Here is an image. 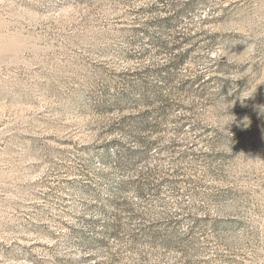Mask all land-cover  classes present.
<instances>
[{
    "label": "rangeland",
    "instance_id": "1",
    "mask_svg": "<svg viewBox=\"0 0 264 264\" xmlns=\"http://www.w3.org/2000/svg\"><path fill=\"white\" fill-rule=\"evenodd\" d=\"M0 264H264V0H0Z\"/></svg>",
    "mask_w": 264,
    "mask_h": 264
},
{
    "label": "trees",
    "instance_id": "2",
    "mask_svg": "<svg viewBox=\"0 0 264 264\" xmlns=\"http://www.w3.org/2000/svg\"><path fill=\"white\" fill-rule=\"evenodd\" d=\"M159 47L161 49L165 48L164 44L158 43ZM184 56H179L177 61L173 64V67L179 65L183 62ZM147 72V71H146ZM150 73H153V71H148ZM145 73H142L144 75ZM129 76L140 78L142 75L138 73H134L132 75L128 74ZM164 79H167L164 78ZM142 79L139 80L137 84H131L128 83V90L126 91V94L122 97V100L118 103L113 104L112 110H117L122 113H126V115L120 120L119 125H113L110 129V136H114L113 134L124 131L123 127L130 128L131 131L129 133L133 135V138L136 142V144L141 148H147L150 146L149 143L143 141L140 138L141 134L147 133L154 130L156 127L152 125V123L149 121L150 113L145 112L142 113L141 110L143 108H150L153 106V103H155L156 100H159L160 97H158V93L155 89V87H149L145 83L141 82ZM139 93L141 95V98L138 100H135V94ZM152 96L154 97L153 99ZM123 125V126H122ZM111 143H115V140H113ZM118 146L123 148L124 146L118 143ZM136 148L132 150H124L125 153H123V156L119 157L117 159V167L123 171H129L132 169H135L139 163L144 161L146 158V154L142 153L141 149ZM109 146H105V150L108 151ZM107 181V183H109ZM119 185V190L121 191L120 194H123L127 191V183L124 181H121ZM142 194V191H140ZM112 196L117 197V194H112ZM119 196V195H118ZM116 199H120L119 197ZM116 209L122 210L125 208V210H129V207L126 206V202H122V204H115L114 205Z\"/></svg>",
    "mask_w": 264,
    "mask_h": 264
},
{
    "label": "clouds",
    "instance_id": "3",
    "mask_svg": "<svg viewBox=\"0 0 264 264\" xmlns=\"http://www.w3.org/2000/svg\"><path fill=\"white\" fill-rule=\"evenodd\" d=\"M253 47H254V45H249V46L247 47V50H246L242 55H236V54H233L232 52L226 54V56H225V60H226V62L231 63V62H232V57H233V56H237V57H242V56H244V55L247 54V53L250 51V49L253 48ZM247 123H248L247 118H245V124H247Z\"/></svg>",
    "mask_w": 264,
    "mask_h": 264
}]
</instances>
